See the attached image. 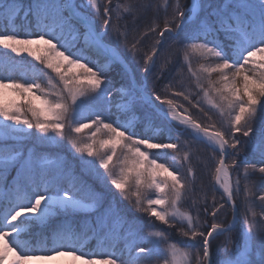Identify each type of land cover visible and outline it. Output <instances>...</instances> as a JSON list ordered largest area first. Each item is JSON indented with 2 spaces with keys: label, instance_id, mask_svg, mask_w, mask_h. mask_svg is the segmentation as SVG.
<instances>
[{
  "label": "snow or ice",
  "instance_id": "1",
  "mask_svg": "<svg viewBox=\"0 0 264 264\" xmlns=\"http://www.w3.org/2000/svg\"><path fill=\"white\" fill-rule=\"evenodd\" d=\"M61 258L264 264V0H0V264Z\"/></svg>",
  "mask_w": 264,
  "mask_h": 264
},
{
  "label": "trees",
  "instance_id": "2",
  "mask_svg": "<svg viewBox=\"0 0 264 264\" xmlns=\"http://www.w3.org/2000/svg\"><path fill=\"white\" fill-rule=\"evenodd\" d=\"M116 2H117V0H113V4H115ZM120 2L123 3V2H126V0H120ZM152 2H153V3H156V4H159V5H161V7H163V0H152ZM150 17H151V14H149V18H150ZM162 17H163V12H161V18H162ZM99 23H100L99 20H97V24H98V25H99ZM145 23H147V21H145ZM29 59H31V58H29ZM193 63H194V65H195V63H196L195 58H193ZM111 75H114V73L111 74ZM116 79H118V78H116ZM198 172H199V169H198ZM235 176H236V174L233 173V179H235ZM206 182H207V178H205V183H206ZM257 183H258V181H257ZM242 184H243V181H242ZM242 200H243V193H241V194L237 197V205H238V207L240 208V212H241V221H243V213H244V207H243V204H242ZM252 200L255 201V203H256L255 210H256L257 212H259L261 209H260V207H259V201L256 200V196H255V195L252 197ZM231 218H232V216H231V210H230V209L227 210V214H226V215H225L223 212H222L221 215H220V219L223 220V221H225V222L230 221ZM223 239H224V238L221 237L219 240H217V241L215 242V244H214V248H215L217 245L222 244ZM181 246L184 247V245H181ZM46 264H68V258H61L59 261H50V262H46Z\"/></svg>",
  "mask_w": 264,
  "mask_h": 264
},
{
  "label": "rangeland",
  "instance_id": "3",
  "mask_svg": "<svg viewBox=\"0 0 264 264\" xmlns=\"http://www.w3.org/2000/svg\"><path fill=\"white\" fill-rule=\"evenodd\" d=\"M187 106V105H186ZM181 247H183V246H181Z\"/></svg>",
  "mask_w": 264,
  "mask_h": 264
}]
</instances>
